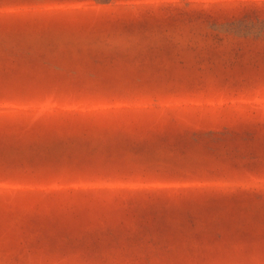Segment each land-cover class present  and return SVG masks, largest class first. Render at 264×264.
<instances>
[{
  "label": "rangeland",
  "instance_id": "1",
  "mask_svg": "<svg viewBox=\"0 0 264 264\" xmlns=\"http://www.w3.org/2000/svg\"><path fill=\"white\" fill-rule=\"evenodd\" d=\"M0 264H264V0H0Z\"/></svg>",
  "mask_w": 264,
  "mask_h": 264
}]
</instances>
